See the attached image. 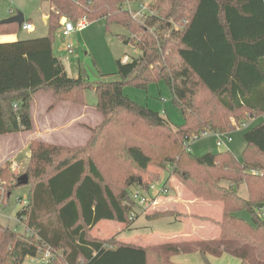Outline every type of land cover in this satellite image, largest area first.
Returning a JSON list of instances; mask_svg holds the SVG:
<instances>
[{
    "label": "trees",
    "instance_id": "obj_1",
    "mask_svg": "<svg viewBox=\"0 0 264 264\" xmlns=\"http://www.w3.org/2000/svg\"><path fill=\"white\" fill-rule=\"evenodd\" d=\"M49 1L48 36L0 42V136L34 130L32 103L40 92L52 95L51 109L63 102L86 105L85 90L91 86L82 77H70L53 53L63 17L104 19L107 31L122 26L127 35H118L120 40L141 56L126 64L117 60L119 80L93 86L103 121L86 146L29 144V205L16 215L31 233L0 223V264H24L47 249L53 253L51 264H174L173 256L192 253L264 264V175L252 173L264 171V120L244 133L243 163L231 151L197 158L184 148L202 133H226L234 117L264 116V0H154L155 15L145 24L126 9L128 2L144 0ZM18 30L17 24L0 25V35ZM159 81L170 87L182 111L184 123L177 129L125 95L126 86L147 90ZM11 164L0 166V201L20 187V176L11 174L7 181ZM151 165L172 169L196 198L222 203L218 240L143 248L92 238L102 221L131 225L136 220H130L135 203L128 188L144 189L135 172H147ZM244 185L245 199L238 192ZM246 211L251 223L238 216ZM168 216L175 213L147 218Z\"/></svg>",
    "mask_w": 264,
    "mask_h": 264
},
{
    "label": "rangeland",
    "instance_id": "obj_2",
    "mask_svg": "<svg viewBox=\"0 0 264 264\" xmlns=\"http://www.w3.org/2000/svg\"><path fill=\"white\" fill-rule=\"evenodd\" d=\"M146 3H153L154 0H144ZM136 7V5H132ZM51 4L49 0H1L0 1V21L7 20L12 16L17 15L19 12L24 15L25 21L31 22L35 28L33 31L18 30L14 34L0 35V38H12L16 41H23L28 39H36L39 37H46L50 34V27L48 26L47 20L51 13ZM13 12V13H12ZM66 18L63 17L60 20V30L55 33V44L53 47V53L58 58H60L65 64L67 73L70 77L79 78L82 77L86 82L89 83L87 90H85V102L96 103V93L93 86L102 81H118L119 74L117 75V60L123 58L124 55L131 57V62L134 58L141 56V51L135 49L132 46L126 45L120 40L118 35H127V31L122 26H114L110 31H107L106 22L104 19L88 22L85 30H76L70 35L69 38L63 37V27L61 26L62 20ZM68 19V18H67ZM84 19V18H82ZM82 19L77 20L81 21ZM175 28L179 29L180 24H175ZM71 46L74 53H68L67 47ZM149 88L147 90L139 89L138 87L126 86L125 95L136 103L144 107L151 108L152 110L158 112L163 118L170 121L173 129H177L184 123V117L182 111L173 102V93L166 83L151 82L149 83ZM53 99L50 93L40 92L35 96V113L37 111L41 115L42 112L52 106ZM251 116L246 114L239 119H234L238 123L247 122L248 127L244 130L234 129L235 127H229L226 132L231 133L233 141L225 146L218 147L216 142L217 138L212 133L208 134L206 137H201L196 141L190 143L191 152L195 157L204 156L206 154H213L219 152H229L231 151L239 162L244 161L243 153L246 148V143L244 140V133L250 130L262 121L259 118L256 121H252ZM19 144V151L14 159L16 164L20 165V173L16 174L11 168L9 170V178L11 179V174L16 176H23L27 173V167L30 162L31 152L29 146L24 147L23 143L19 140L11 139L9 144L0 145V152L10 151L12 147H16ZM11 154V153H10ZM8 162V161H7ZM10 164L12 162H9ZM172 169H163L158 165H151L147 172L136 173L141 177L144 185V189L137 188L135 186L129 187V193H132L133 201L135 207L132 212H135L136 222L134 230H124V232L119 236L120 239L126 240L128 242H137L142 240L144 243L148 244L149 238L153 234H161L162 236L168 237L175 234H179L185 230V226L178 223H170L168 219L160 218L149 222L146 218V214L151 215L155 213L156 210L168 208L171 204L170 190L171 187L174 189L176 186L185 187L189 192L190 190L180 182L175 176L172 175ZM260 170V169H258ZM164 176L163 179L159 180V177ZM171 175L170 190H166V193H162V189L166 188L167 177ZM115 181L120 184L118 178ZM184 185V186H183ZM154 186V189L151 187ZM5 189V187H4ZM31 186H20L15 188L8 198H1L0 203V222L8 227L11 231H16L20 234L25 233L23 226L19 225L17 222L16 211L22 208V204L19 203L20 199L27 200ZM139 191L140 198L142 196L147 200L141 206L139 204V198L134 199L135 193ZM239 194L245 199L248 198L247 186H241L238 190ZM191 193V192H190ZM191 195H193L191 193ZM202 199V198H200ZM204 200V199H203ZM205 201V200H204ZM208 202V201H206ZM264 207V206H262ZM238 216L249 223L252 222L251 215L249 212L239 213ZM139 227V228H138ZM111 229V228H110ZM108 230V229H106ZM105 232V233H104ZM91 236L94 239L106 242L111 239L112 232L109 234L105 230H93ZM113 238V237H112ZM114 239V238H113ZM148 239V240H147ZM40 257L36 259H31L30 257L26 259L24 264H39ZM174 264H240V259L233 256L224 254L222 256H203L201 253H192L175 256L173 260Z\"/></svg>",
    "mask_w": 264,
    "mask_h": 264
},
{
    "label": "crops",
    "instance_id": "obj_3",
    "mask_svg": "<svg viewBox=\"0 0 264 264\" xmlns=\"http://www.w3.org/2000/svg\"><path fill=\"white\" fill-rule=\"evenodd\" d=\"M14 41L16 40L12 39L11 37L0 38L1 43ZM125 56L126 55H124V57ZM124 57L122 59H124ZM119 59L122 60L121 58ZM34 103L35 97L32 103V121H34V130L22 134L0 136V145L3 146L9 144L11 139H14L17 140V142H19L20 140L23 143L24 147L29 146V144L35 140L41 142L43 141L50 145H60L67 148L84 147L87 145L89 139L92 136V130L97 128L103 121L101 115L95 108V103L86 104L85 102L86 105H75L63 102L59 103L55 109H51V106H49V108L44 109L45 112L43 111V114L41 115L37 114H39V112H41L42 110H39L35 113ZM261 117L262 116H259V118ZM18 146L19 144L17 143L16 147H12L10 151H7V153L0 152V166L7 161L15 163L14 159L18 154L17 152L19 151ZM17 168L18 169L16 170V174L20 173L21 168L19 164H17ZM163 178L164 176L162 175L161 177H159V180ZM171 181L173 180H171V175H169L167 177L168 184L165 185L166 189L169 188L170 190ZM170 196L172 199L171 201L173 202L168 205V208L156 210L155 212L165 213L170 211L175 213V216L168 217L170 219V223H178L182 226H185V230L179 234L168 237L162 236L161 234H153V236L149 238L148 244L144 243L141 239L136 243L120 239L119 236L124 232V230H134L135 228L137 230V227H134L137 219L131 225H126L123 223L118 224L106 220L100 222L93 229H103L107 234H109V232H112V236H110L111 239L114 238L119 243H126L143 248L153 247L156 245H165L169 243H183L184 241L215 242V240L219 239L221 231L220 226L217 223L221 221L224 211L221 202L211 203L206 202L200 198L198 199L194 195H191V193L182 186H176L174 187V189L171 187ZM17 212L18 209L16 211V214ZM145 214L146 218L150 216L147 213ZM168 217L166 218L168 219ZM199 217L207 218L211 221L201 220ZM147 220L151 222L148 218ZM174 257L175 256L172 257V262L174 260Z\"/></svg>",
    "mask_w": 264,
    "mask_h": 264
},
{
    "label": "built area",
    "instance_id": "obj_4",
    "mask_svg": "<svg viewBox=\"0 0 264 264\" xmlns=\"http://www.w3.org/2000/svg\"><path fill=\"white\" fill-rule=\"evenodd\" d=\"M132 5H133L132 2L131 3L128 2L126 9L129 11V13L133 19L137 20L138 22H140L142 24H145V22H147V20L149 19L150 16L155 15V12L153 11V9H151L150 3L139 2V3L135 4L136 5L135 8L132 7ZM87 23H88V21L86 18L82 19L81 21H78V22H73L71 20L69 21L67 18H64L61 22V26L63 27V37L69 38L70 35L72 33H74L76 30H81V31L85 30V28L87 27ZM21 28H22V30L24 29L26 31H33L35 29L33 27V25L27 21H25L23 23ZM67 50H68L69 55L74 53L71 46L67 47ZM130 62H131V57L128 55H126L124 57V59H122V63H124V64L130 63ZM250 118L252 121L258 120V118H252V117H250ZM261 118H262V120H264V116H262ZM231 125H232V127H235L234 129H238V130H244L248 127L247 122L238 123L235 119L231 120ZM212 133L217 138L216 144L218 147L225 146L228 143H231L233 141V138L231 137V133H229V132H226V133L212 132ZM208 134H210V133H208V132L202 133L200 136H197L196 138H194L190 142L186 143L184 148H186V150L188 152H191L190 143H192L193 141H196L197 139H199L201 137H206ZM11 168L15 172L18 169L17 164L12 163ZM252 173L257 177L264 175V171H252ZM2 186H3V184H2V181L0 179V190H2ZM154 188H155L154 186L151 187V189H154ZM166 190H167L166 188H163L161 192L166 193ZM140 196L141 195H140L139 191H137L134 195L135 202L139 198V204L144 207L145 206L144 204L147 202V200L143 196H142V198H140ZM132 198H133V196H132ZM21 204H22V208H27L29 205L28 199L23 200ZM261 209H262V211H264V207H262ZM136 215L137 214L135 212H133L131 214L130 220L134 221L136 219ZM17 220L21 224V222H22L21 219H18V217H17ZM30 233H31V230H29V229L26 230L27 235ZM37 257H40L39 264H51L52 259H53V253L50 249H47L43 253L39 254L38 256L30 257V258L33 260V259H36Z\"/></svg>",
    "mask_w": 264,
    "mask_h": 264
},
{
    "label": "water",
    "instance_id": "obj_5",
    "mask_svg": "<svg viewBox=\"0 0 264 264\" xmlns=\"http://www.w3.org/2000/svg\"><path fill=\"white\" fill-rule=\"evenodd\" d=\"M24 22H25V17L23 14L19 12L17 15L7 18V20L0 21V25L17 24L18 28L22 29L21 27ZM28 183H29L28 174L19 177L18 179L19 186H27Z\"/></svg>",
    "mask_w": 264,
    "mask_h": 264
}]
</instances>
